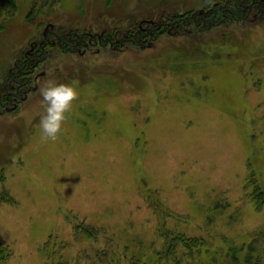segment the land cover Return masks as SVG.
Segmentation results:
<instances>
[{
    "label": "rangeland",
    "instance_id": "1",
    "mask_svg": "<svg viewBox=\"0 0 264 264\" xmlns=\"http://www.w3.org/2000/svg\"><path fill=\"white\" fill-rule=\"evenodd\" d=\"M13 3L0 264H233L251 244L264 263L249 198L264 190V17L244 9L264 0ZM49 80L79 92L55 140L39 127Z\"/></svg>",
    "mask_w": 264,
    "mask_h": 264
},
{
    "label": "clouds",
    "instance_id": "2",
    "mask_svg": "<svg viewBox=\"0 0 264 264\" xmlns=\"http://www.w3.org/2000/svg\"><path fill=\"white\" fill-rule=\"evenodd\" d=\"M43 102L46 104L45 114L41 116L39 127L41 136L45 139L55 140L62 131V126L71 110L72 103L79 96L75 82L56 83L49 80L41 89Z\"/></svg>",
    "mask_w": 264,
    "mask_h": 264
},
{
    "label": "trees",
    "instance_id": "3",
    "mask_svg": "<svg viewBox=\"0 0 264 264\" xmlns=\"http://www.w3.org/2000/svg\"><path fill=\"white\" fill-rule=\"evenodd\" d=\"M240 3V2H239ZM14 3L13 0H0V15L2 14L1 12H5L4 14L8 15L9 13H13L14 9ZM244 9H246V11H249L251 9H254L256 11V13H259V18L262 19V17H264V6L258 3H253L250 6H244ZM253 10V11H254ZM207 14H203V15H198L196 16L199 19L204 18V20L202 19L203 22H207L210 23L208 25L209 26H217V24L220 25V23L215 22V21H211L209 18H205ZM190 22H192L193 20H189ZM209 21V22H208ZM213 22V23H212ZM193 23V22H192ZM205 27H207V25H204ZM62 42L60 43V45H64L65 48L67 49H73L78 47L79 45H77L75 42L70 41V40H66L65 38L63 40H61ZM64 43V44H62ZM44 58V52L42 49H38L33 56L31 57V59L28 60V66H29V74H32L33 70L38 66L39 62L42 61V59ZM38 59V60H37ZM26 67V66H25ZM250 179H252L250 177ZM255 180V179H254ZM257 180V179H256ZM259 187H255L250 191V195L249 198H251V200L254 203V206L257 210H262L264 212V190L261 189L260 185H258ZM255 244H258L260 242H262L264 244V230L258 232L256 235H254L253 237ZM244 245L240 246L238 248V251H241L244 249L243 247ZM252 247L253 244L248 245L244 255L239 259L235 256V253L232 254L231 257V263L234 264H264L261 263L260 260H262L261 256L258 257V255L256 256V258L254 257V255H252ZM263 262V261H262Z\"/></svg>",
    "mask_w": 264,
    "mask_h": 264
}]
</instances>
